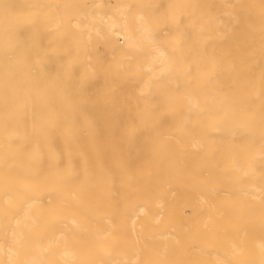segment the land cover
Here are the masks:
<instances>
[{"label":"bare ground","instance_id":"6f19581e","mask_svg":"<svg viewBox=\"0 0 264 264\" xmlns=\"http://www.w3.org/2000/svg\"><path fill=\"white\" fill-rule=\"evenodd\" d=\"M0 264H264V0H0Z\"/></svg>","mask_w":264,"mask_h":264}]
</instances>
